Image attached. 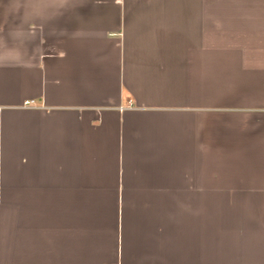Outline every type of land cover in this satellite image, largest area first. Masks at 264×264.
<instances>
[{"label":"crops","instance_id":"obj_1","mask_svg":"<svg viewBox=\"0 0 264 264\" xmlns=\"http://www.w3.org/2000/svg\"><path fill=\"white\" fill-rule=\"evenodd\" d=\"M0 264H264V0H0Z\"/></svg>","mask_w":264,"mask_h":264}]
</instances>
